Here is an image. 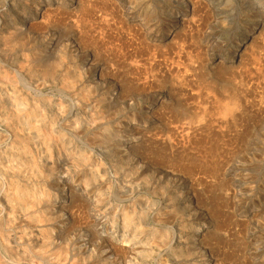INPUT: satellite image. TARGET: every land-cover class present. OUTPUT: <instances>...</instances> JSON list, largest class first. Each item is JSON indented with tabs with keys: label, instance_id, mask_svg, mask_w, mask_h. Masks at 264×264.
<instances>
[{
	"label": "clouds",
	"instance_id": "clouds-1",
	"mask_svg": "<svg viewBox=\"0 0 264 264\" xmlns=\"http://www.w3.org/2000/svg\"><path fill=\"white\" fill-rule=\"evenodd\" d=\"M254 112L264 0H0V264H264Z\"/></svg>",
	"mask_w": 264,
	"mask_h": 264
},
{
	"label": "rangeland",
	"instance_id": "rangeland-1",
	"mask_svg": "<svg viewBox=\"0 0 264 264\" xmlns=\"http://www.w3.org/2000/svg\"><path fill=\"white\" fill-rule=\"evenodd\" d=\"M249 125L251 126L249 127ZM221 126L222 128L219 129ZM257 126L259 127L258 132ZM248 132L264 137V112H254L249 120L241 121L236 125L231 122H217V124L209 122V124L200 125L199 127L190 128L186 126L183 129L184 136L195 143L201 144L208 152L213 154H223L233 149L242 139L246 140L248 138ZM205 222L211 223V219L205 218Z\"/></svg>",
	"mask_w": 264,
	"mask_h": 264
},
{
	"label": "bare ground",
	"instance_id": "bare-ground-1",
	"mask_svg": "<svg viewBox=\"0 0 264 264\" xmlns=\"http://www.w3.org/2000/svg\"><path fill=\"white\" fill-rule=\"evenodd\" d=\"M258 114H259V113H258ZM207 124H209V123H207ZM214 124H215V123H214ZM216 124H217V123H216ZM218 124H219V123H218ZM221 124H222V123H221ZM221 124H220V125H221ZM220 125H219V126H220ZM206 126H208V125H206ZM215 126H216V125H215ZM209 127H210V126H209ZM212 128H213V127H212ZM220 128H222V126L219 127V129H220ZM230 128H231V127H230ZM206 129H207V128H206ZM210 129H211V128H210ZM214 129H215V128H214ZM214 129H213V130H214ZM223 129H224V128H223ZM200 131H201V130H200ZM206 131H207V130H206ZM196 132H197V131H196ZM196 132H195V133H196ZM195 133H194V134H195Z\"/></svg>",
	"mask_w": 264,
	"mask_h": 264
}]
</instances>
